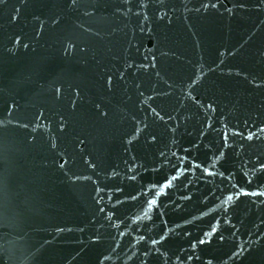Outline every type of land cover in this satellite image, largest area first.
<instances>
[{
    "label": "water",
    "instance_id": "obj_1",
    "mask_svg": "<svg viewBox=\"0 0 264 264\" xmlns=\"http://www.w3.org/2000/svg\"><path fill=\"white\" fill-rule=\"evenodd\" d=\"M0 264H264V0H0Z\"/></svg>",
    "mask_w": 264,
    "mask_h": 264
}]
</instances>
